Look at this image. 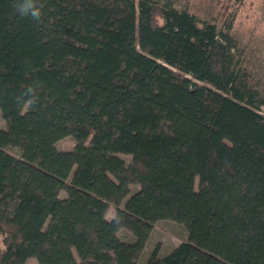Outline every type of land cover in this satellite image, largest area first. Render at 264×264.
<instances>
[{
    "label": "trees",
    "instance_id": "obj_1",
    "mask_svg": "<svg viewBox=\"0 0 264 264\" xmlns=\"http://www.w3.org/2000/svg\"><path fill=\"white\" fill-rule=\"evenodd\" d=\"M171 1L0 0V264H138L163 220L188 240L146 264H264V116L170 28Z\"/></svg>",
    "mask_w": 264,
    "mask_h": 264
},
{
    "label": "rangeland",
    "instance_id": "obj_2",
    "mask_svg": "<svg viewBox=\"0 0 264 264\" xmlns=\"http://www.w3.org/2000/svg\"><path fill=\"white\" fill-rule=\"evenodd\" d=\"M169 4L172 6L167 4L164 10L170 28L220 66L230 86L231 97L264 116V0H172ZM229 13H236L233 28L229 32L220 31L222 18ZM191 14L197 16V19L190 17ZM201 20L216 23L218 28L207 30ZM139 50L143 51L141 48ZM160 62L168 66L164 61ZM188 78L196 84L206 85L193 75H188ZM7 127L0 111V131ZM76 145L73 137H67L57 144V148L72 151ZM5 150L17 158L22 155L17 147L9 146ZM119 157L127 165H133L131 156ZM140 188L136 183L130 185L132 194ZM60 197H67L66 192L61 191ZM115 215L116 206L111 205L106 217L111 220ZM118 236L125 242L132 239V233L126 229L120 230ZM187 240L188 233L183 225L171 220L159 221L154 224L138 264H146L156 248L159 249V255L163 256ZM25 264L39 263L36 258H30Z\"/></svg>",
    "mask_w": 264,
    "mask_h": 264
},
{
    "label": "clouds",
    "instance_id": "obj_3",
    "mask_svg": "<svg viewBox=\"0 0 264 264\" xmlns=\"http://www.w3.org/2000/svg\"><path fill=\"white\" fill-rule=\"evenodd\" d=\"M25 11H26V12H27V11H31V14H32L34 17H36V16L39 15L38 10H36V9H34V8H31L30 5L26 6Z\"/></svg>",
    "mask_w": 264,
    "mask_h": 264
}]
</instances>
